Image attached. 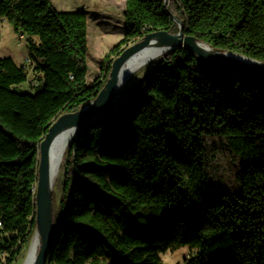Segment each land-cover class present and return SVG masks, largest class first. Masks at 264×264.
I'll return each instance as SVG.
<instances>
[{
    "label": "trees",
    "instance_id": "16d2710c",
    "mask_svg": "<svg viewBox=\"0 0 264 264\" xmlns=\"http://www.w3.org/2000/svg\"><path fill=\"white\" fill-rule=\"evenodd\" d=\"M0 16L27 37L40 74L34 91L19 88L26 67L0 58V264H14L36 229L46 128L96 98L113 59L87 82L84 11L0 0ZM123 16L110 54L182 24L264 62V0H125ZM65 160L46 264H162L181 246L196 249L187 264H264V77L168 51L75 131Z\"/></svg>",
    "mask_w": 264,
    "mask_h": 264
},
{
    "label": "water",
    "instance_id": "95a60500",
    "mask_svg": "<svg viewBox=\"0 0 264 264\" xmlns=\"http://www.w3.org/2000/svg\"><path fill=\"white\" fill-rule=\"evenodd\" d=\"M179 23V20L173 16ZM157 40L161 46H167L172 51L184 48L193 52L202 62L222 65L245 71L251 75L264 77V62L249 56L231 51L221 52L210 45L183 32V25L179 30L171 33L167 30H156L145 33L141 40L126 47L111 64L109 76L96 98L75 112L61 114L46 128L44 138L40 143V160L38 167V186L36 190L35 232L39 233L41 245L33 264H46L49 256L50 245L55 231L53 223V193L50 190V149L56 135L63 129L75 128V131L87 120L95 117H105L110 114L117 98V72L122 62L133 52ZM202 44L211 48V53H205ZM250 60V61H249Z\"/></svg>",
    "mask_w": 264,
    "mask_h": 264
},
{
    "label": "rangeland",
    "instance_id": "374dc122",
    "mask_svg": "<svg viewBox=\"0 0 264 264\" xmlns=\"http://www.w3.org/2000/svg\"><path fill=\"white\" fill-rule=\"evenodd\" d=\"M55 8L59 11H84L88 24V52H87V82L90 83L96 78L102 77L107 69V63L118 56V51L111 53V50L124 38V16L125 0H51ZM141 40V38L136 41ZM136 41H128L122 47L130 46ZM167 53V52H166ZM110 54L108 61L102 60ZM163 56V55H162ZM161 56V57H162ZM11 57L18 65H23L27 69V81L19 88L34 91L39 83V72L35 69V64L29 59L27 37L17 33L12 25L0 16V58ZM160 59V58H159ZM158 61V60H157ZM157 62L140 71L126 85L120 88L117 96L128 90L151 70ZM70 143V141H69ZM68 143V145H69ZM68 145L64 152L60 173L53 190V207L58 203L61 194V182L64 173L65 157ZM35 231L32 235V238ZM31 238V240H32ZM30 240V242H31ZM30 242L25 246L21 256L14 264H22L28 251ZM196 249L188 246H181L175 249H168L158 256L162 264H187L191 255Z\"/></svg>",
    "mask_w": 264,
    "mask_h": 264
},
{
    "label": "bare ground",
    "instance_id": "6f19581e",
    "mask_svg": "<svg viewBox=\"0 0 264 264\" xmlns=\"http://www.w3.org/2000/svg\"><path fill=\"white\" fill-rule=\"evenodd\" d=\"M205 53H211L209 46L202 44ZM171 48L161 46L157 40H151L148 45L138 49L129 55L121 64L117 72V92L126 85L135 75L143 69L157 62L162 55L166 54ZM250 61V60H249ZM75 128H66L61 130L54 138L50 149V190L53 193L57 178L60 173L61 164L65 149L71 140ZM41 245V238L38 232H35L24 261L22 264H33L35 257Z\"/></svg>",
    "mask_w": 264,
    "mask_h": 264
}]
</instances>
